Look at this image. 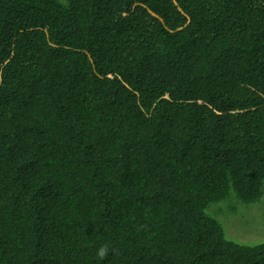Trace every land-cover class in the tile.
<instances>
[{
  "label": "trees",
  "instance_id": "trees-1",
  "mask_svg": "<svg viewBox=\"0 0 264 264\" xmlns=\"http://www.w3.org/2000/svg\"><path fill=\"white\" fill-rule=\"evenodd\" d=\"M263 193L264 0H0V264H264Z\"/></svg>",
  "mask_w": 264,
  "mask_h": 264
},
{
  "label": "rangeland",
  "instance_id": "rangeland-1",
  "mask_svg": "<svg viewBox=\"0 0 264 264\" xmlns=\"http://www.w3.org/2000/svg\"><path fill=\"white\" fill-rule=\"evenodd\" d=\"M235 207V214L222 220L225 236L238 243H256L264 240V227L261 225L264 218V193L259 203L236 204Z\"/></svg>",
  "mask_w": 264,
  "mask_h": 264
},
{
  "label": "clouds",
  "instance_id": "clouds-1",
  "mask_svg": "<svg viewBox=\"0 0 264 264\" xmlns=\"http://www.w3.org/2000/svg\"><path fill=\"white\" fill-rule=\"evenodd\" d=\"M110 249L108 245H101L100 248L97 250V255L101 258L104 259L108 253H109Z\"/></svg>",
  "mask_w": 264,
  "mask_h": 264
}]
</instances>
